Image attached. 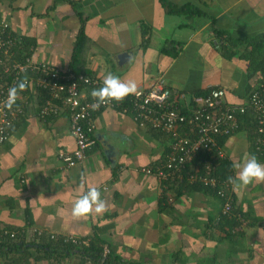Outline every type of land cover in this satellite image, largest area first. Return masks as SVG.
<instances>
[{"label": "crops", "instance_id": "obj_1", "mask_svg": "<svg viewBox=\"0 0 264 264\" xmlns=\"http://www.w3.org/2000/svg\"><path fill=\"white\" fill-rule=\"evenodd\" d=\"M167 1L192 6V14H169L162 0H0V20L31 43L34 62L71 70L84 27V69L102 81L109 72L137 87L163 78L186 95L187 112L193 97L214 87L227 103L245 104L260 79L258 64L264 66L263 49L250 43L264 32V0ZM24 57L16 50L13 59ZM93 89L84 88L86 98ZM39 94L22 92L29 104L0 146V238L18 229L31 240L34 227L44 241L51 233L87 245L97 236L128 264H264V182L234 192V208L247 221L240 228L203 181L185 175L171 186L142 171L165 159L172 138L140 127L120 107L95 113L94 143L83 162L70 166L60 156L76 147L69 113L41 120ZM247 123L223 144L232 176L248 154L264 163ZM188 166L201 170L196 161ZM89 186L100 190L107 211L77 219L74 201ZM41 251L33 249L39 260L32 254L28 262L94 264L79 253L56 258ZM0 264H7L1 255Z\"/></svg>", "mask_w": 264, "mask_h": 264}, {"label": "built area", "instance_id": "obj_2", "mask_svg": "<svg viewBox=\"0 0 264 264\" xmlns=\"http://www.w3.org/2000/svg\"><path fill=\"white\" fill-rule=\"evenodd\" d=\"M22 45V39L15 34L7 20H0V146L10 137V129L25 112L28 101H22V92L11 109L5 106L10 87L18 84L24 77L28 79L25 90L39 94L40 89L49 90V96L40 103L38 116L43 121L57 117L61 111L69 113L71 134L76 143L74 150L61 153L68 165L75 166L83 162L87 151L94 143L92 137L95 128L94 115L102 109L120 107L124 112L133 115L140 127H149L155 131L170 135L172 138L170 150L163 161L154 167H144L142 171L154 174L165 184L173 185L187 177L195 181L201 180L206 186L213 188L217 195L224 200L223 214L234 213L243 228L247 221L234 208L232 185L227 176L221 178L215 175L213 163H205L203 171H187L190 164L200 152L216 153L217 158L225 159L224 145L219 142L223 136L231 135L239 127L240 115L248 110L257 116L258 128L254 145L255 154H264V72L260 73L257 86L250 93L245 104H229L225 100V91L214 87L206 95H199L190 100V111H184L186 95L171 89L163 78L149 86H139L135 94L129 95L123 102L112 101L106 104H96L93 98L84 95V88H100L103 81L93 75L75 73L72 70H62L49 62H34L31 56L23 60H14L16 47ZM10 78V79H9ZM33 90V91H32ZM38 97V96H37ZM187 171V173H186ZM165 184L164 187H167ZM170 191V190H169ZM25 235L26 230H22ZM18 237L15 231H5V235ZM29 234L41 238L45 232L38 228H30ZM51 240L82 245V241L73 236L59 237L49 233ZM110 252L104 249L106 256Z\"/></svg>", "mask_w": 264, "mask_h": 264}, {"label": "trees", "instance_id": "obj_3", "mask_svg": "<svg viewBox=\"0 0 264 264\" xmlns=\"http://www.w3.org/2000/svg\"><path fill=\"white\" fill-rule=\"evenodd\" d=\"M162 3H163V6L166 12H168L169 14L170 13L192 14V11H193L191 9L193 7L189 5L179 6V5H175L173 3L168 2L167 0H162ZM84 41H85V33H84V27H83L80 31V35L77 40V44H76L74 55H73V60L70 66H71V70L75 73H78V74L84 73V74L91 75V73H89L88 71L84 69L85 63L81 55ZM250 43L257 44L258 47L260 49L262 48L264 51V32L259 37H257L255 40L250 41ZM30 46H31V43H28L26 40L23 39L22 45L16 47V50L17 52H19V54L23 52L25 56H31V50L29 49ZM258 68L261 70V72H264V66L258 64ZM23 91L30 93L28 89L23 90ZM48 91L40 89L39 91L40 94L38 98L41 104L44 102V99L47 96H49ZM247 122L251 123V127L249 129H251L254 132V133L252 132L254 134L253 138L254 140H256V138L258 137V134H257L258 121H257L256 114L251 110H248L246 113L240 115L239 127L237 128V130H239L244 123L245 125L248 124ZM229 136L230 135L221 137L219 142L221 144H224L227 137ZM214 156H216V153H209V152L203 151V152L198 153L197 157L194 158L190 164L194 165L195 161L199 162V165L201 166V171H203L205 168V163L211 161L215 168L214 169L215 175L221 178H224L230 175L232 176L233 174L231 173V163L227 161V158L219 159L217 157L214 158ZM262 158L264 159V154ZM188 167L190 166H187V168ZM186 183H183V184L189 185L188 184L189 181H187ZM181 186L182 184L177 187L176 189L177 192H180ZM203 187L205 188L204 185ZM213 191L216 193L215 190ZM234 195L235 194L233 192V196ZM164 201H166V198ZM223 202L224 200H222V204ZM233 221H234V225L236 226L238 222L234 216H233ZM13 231L18 233V237L12 238L10 235H7V234L5 235V231H4L3 238H0V255L7 259V264H20V262L22 264H30L28 261H29V258L31 257L30 255L34 254L32 253L33 249L36 251H40V250L44 251L45 252L44 254L46 257L56 256V258H64L66 255H69L71 253H79L81 254V256L86 257L87 259H90L94 264H128V263H123L121 259L115 254L111 253V251L105 256L104 249L106 247L105 246L106 244L101 239H99L97 236L89 239V243L87 242L88 243L87 245H76L73 243L64 242L62 239L60 240L50 239V241H44V240H41L43 239V237L39 239L34 237L33 239L28 240L25 235H21L20 233L21 231H19L18 229H15ZM17 256H19V258ZM35 259L39 260V257L35 255Z\"/></svg>", "mask_w": 264, "mask_h": 264}, {"label": "clouds", "instance_id": "obj_4", "mask_svg": "<svg viewBox=\"0 0 264 264\" xmlns=\"http://www.w3.org/2000/svg\"><path fill=\"white\" fill-rule=\"evenodd\" d=\"M28 79L24 77L18 84L10 87L5 106L11 109L18 99L19 92L26 89ZM137 84L134 81H123L111 72L107 73L100 88L93 89L91 96L96 104H106L112 101L123 102L129 95L137 92ZM235 176L229 177L228 182L233 190L237 191L243 186L264 182V163H261L253 154L246 155L239 163H235ZM107 211V204L101 198L98 188L89 186L86 193L74 201L72 216L79 219L91 214L103 215Z\"/></svg>", "mask_w": 264, "mask_h": 264}]
</instances>
